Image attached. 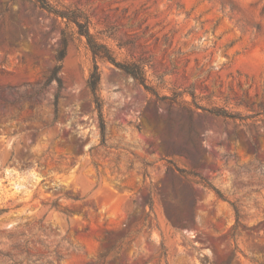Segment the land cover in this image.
<instances>
[{"label": "rangeland", "instance_id": "rangeland-1", "mask_svg": "<svg viewBox=\"0 0 264 264\" xmlns=\"http://www.w3.org/2000/svg\"><path fill=\"white\" fill-rule=\"evenodd\" d=\"M49 3L156 93L99 61L102 131L86 38L0 0V264H264V0Z\"/></svg>", "mask_w": 264, "mask_h": 264}, {"label": "trees", "instance_id": "trees-1", "mask_svg": "<svg viewBox=\"0 0 264 264\" xmlns=\"http://www.w3.org/2000/svg\"><path fill=\"white\" fill-rule=\"evenodd\" d=\"M36 1L40 3L42 7L48 9L50 12L62 17L63 19H66L70 23H73L77 27L78 33L86 38L87 44L92 52L93 61H94L93 69L91 70L90 76L87 80V86L92 94L93 102L96 108L98 109V115H99L100 126L102 131H104L105 129V120L102 111V101L98 93L99 84L101 80V72L98 64L99 61H107L114 64L118 68L124 70L129 75H131L145 88L151 90L153 93H156L155 91H153L152 87L148 85L143 67L138 63L119 61L115 56L114 52L108 47V45L103 43L101 39L91 31L89 23L87 21H84L81 15L77 11L69 10L66 8L62 10L55 9L50 5L49 0H36ZM66 46H67V41L64 40L62 42V47L60 48L56 56L58 62H62L65 56ZM61 67H62L61 63L55 65L48 78L49 81L56 80L59 84L62 83L61 76L59 75ZM184 102L187 101L184 100ZM196 107L202 108L204 110H208L209 112L219 116L236 118L234 114L229 113L226 109L223 108H218V107L207 108L199 105H196ZM172 168L177 169L175 166H173ZM211 188L216 192V194H218V196L224 198L222 193L218 189H216L215 187H211Z\"/></svg>", "mask_w": 264, "mask_h": 264}]
</instances>
